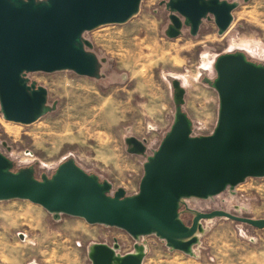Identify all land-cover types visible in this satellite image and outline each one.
<instances>
[{"label": "rangeland", "instance_id": "1", "mask_svg": "<svg viewBox=\"0 0 264 264\" xmlns=\"http://www.w3.org/2000/svg\"><path fill=\"white\" fill-rule=\"evenodd\" d=\"M228 1L238 8L222 36L211 16L197 36L183 26L171 38L168 0H143L129 22L84 34L99 59V78L72 71L29 73L30 82L47 89L49 110L35 123L23 125L7 122L0 108V152L13 161V170L31 168L41 180L72 160L110 182L112 194L119 188L129 196L137 194L144 164L175 117L173 81H180L186 91L183 110L193 122V136H207L219 114V96L212 87L217 58L241 51L251 62L264 64V0ZM130 137L147 141L145 154L129 152ZM214 210L264 219V177L248 178L207 200L186 199L180 217L191 225L194 212ZM202 224L195 256H190L155 234L134 239L119 228L65 214L56 217L27 200L0 201V264H93L91 248L115 242L121 255L145 246L143 264H264V229L226 218Z\"/></svg>", "mask_w": 264, "mask_h": 264}, {"label": "water", "instance_id": "2", "mask_svg": "<svg viewBox=\"0 0 264 264\" xmlns=\"http://www.w3.org/2000/svg\"><path fill=\"white\" fill-rule=\"evenodd\" d=\"M143 0H0V108L7 122L31 125L48 112V91L29 73L72 71L99 78V59L84 34L106 25H121L137 16ZM248 2L249 0H244ZM176 38L183 26L197 36L213 16L219 35L234 21L238 8L228 0H168ZM212 87L219 96L214 132L193 136V122L183 110L185 89L173 81L176 113L170 131L144 164L139 192L89 174L74 161L62 163L51 177L35 178L31 168L14 171L13 161L0 152V201L27 200L59 217H78L91 225L115 227L134 239L158 235L169 247L195 256L203 221L226 218L258 229L264 219L223 210L194 212L192 225L181 219L186 199L207 200L233 189L248 178L264 177V64L244 52L220 55ZM146 140H126L131 154L146 153ZM23 236V235H22ZM121 246L96 244L93 264H143L145 246L119 253ZM34 264V263H32Z\"/></svg>", "mask_w": 264, "mask_h": 264}, {"label": "crops", "instance_id": "3", "mask_svg": "<svg viewBox=\"0 0 264 264\" xmlns=\"http://www.w3.org/2000/svg\"><path fill=\"white\" fill-rule=\"evenodd\" d=\"M173 122H174V120H173ZM172 124H173V123H172ZM171 126H172V125H171ZM170 129H171V127H170ZM170 129L167 131V133L170 131ZM167 133H166V135H167ZM132 195H135V194H132ZM132 195H131V196H132Z\"/></svg>", "mask_w": 264, "mask_h": 264}, {"label": "flooded vegetation", "instance_id": "4", "mask_svg": "<svg viewBox=\"0 0 264 264\" xmlns=\"http://www.w3.org/2000/svg\"><path fill=\"white\" fill-rule=\"evenodd\" d=\"M229 2H233V1H229ZM39 86H40V84H38ZM42 86V85H41ZM48 100H49V96H48ZM194 218V217H193ZM193 220V219H192ZM192 225V224H191ZM191 225H189V226H191Z\"/></svg>", "mask_w": 264, "mask_h": 264}, {"label": "bare ground", "instance_id": "5", "mask_svg": "<svg viewBox=\"0 0 264 264\" xmlns=\"http://www.w3.org/2000/svg\"><path fill=\"white\" fill-rule=\"evenodd\" d=\"M37 219H35V221H36ZM39 220V219H38ZM35 223V222H34ZM33 224V223H32ZM36 225V224H35Z\"/></svg>", "mask_w": 264, "mask_h": 264}, {"label": "built area", "instance_id": "6", "mask_svg": "<svg viewBox=\"0 0 264 264\" xmlns=\"http://www.w3.org/2000/svg\"><path fill=\"white\" fill-rule=\"evenodd\" d=\"M185 205V200H184V204H183V206Z\"/></svg>", "mask_w": 264, "mask_h": 264}]
</instances>
